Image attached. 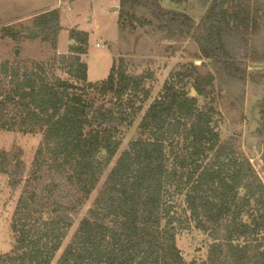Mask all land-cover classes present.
<instances>
[{
  "label": "trees",
  "instance_id": "trees-1",
  "mask_svg": "<svg viewBox=\"0 0 264 264\" xmlns=\"http://www.w3.org/2000/svg\"><path fill=\"white\" fill-rule=\"evenodd\" d=\"M204 2L205 15L196 22L160 0H120L119 24H153L133 12L146 8L161 28L192 36L220 76L264 80V74L248 71L241 53L261 6L256 0ZM60 19L58 9L39 13L28 36L56 47ZM2 30L21 38L11 26ZM70 36L75 44L69 54L0 65V130L42 134L13 214L14 243L0 254V264H51L105 173L56 264H264V181L233 142L222 140L210 96L216 76L200 74L194 63L171 71L141 117L139 136L115 159L123 128L151 96L146 82L154 74L129 73L121 58L113 59L106 78L89 81L81 58L89 32L72 29ZM260 112L264 140V100ZM11 166L25 169L22 151L0 150V172H12ZM176 195L184 196L185 220L213 239L205 260L187 261L177 244L176 225L182 221L174 214Z\"/></svg>",
  "mask_w": 264,
  "mask_h": 264
},
{
  "label": "rangeland",
  "instance_id": "rangeland-1",
  "mask_svg": "<svg viewBox=\"0 0 264 264\" xmlns=\"http://www.w3.org/2000/svg\"><path fill=\"white\" fill-rule=\"evenodd\" d=\"M160 1L166 9L183 11L193 17L196 22L203 19L207 9L204 0H185L180 3L174 0ZM256 2L261 6L258 24L251 32L247 46L245 48L242 46L241 53L247 56L245 61L248 71L264 74V0H256ZM52 9L59 10L63 27L56 47L41 38L32 39L28 36L33 17ZM120 9V0H0V65L5 61L10 63L47 62L59 54H69L70 45H73L70 31L79 29L89 32L87 52L81 55L88 64L89 81L96 82L106 78L113 59L119 62L123 58L129 73L135 75L153 73L154 77L146 82L151 96L133 124L123 128L122 144L116 159L123 150L128 148L129 143L139 136L141 117L161 92L171 71L180 70L184 65L194 63L199 66L200 74L213 73L216 76L210 96L214 97L213 104L219 112L222 140L233 142L235 148L250 159L264 181V140L259 136V127L263 121L260 111L264 100V80L256 81L248 78L239 82L220 76L214 63L202 56L199 45L192 36L161 28L151 13L140 6L133 11L136 16L141 20L149 19L154 23L142 26L140 22L134 21V24L126 23L125 27H122L119 24ZM6 26L19 31L21 38L15 40L5 35L2 29ZM16 49L20 51L18 56L15 55ZM57 65L60 66V64ZM57 74L63 78H69L65 70L57 69ZM189 90H192L191 84ZM192 94L199 96L196 91ZM99 101H102V97ZM201 101L203 103L205 100L201 98ZM41 140V133L0 130V150L12 153L21 150L25 166V169L19 170L11 166L9 169L12 172H0V254L12 249L13 214L27 184L26 180L30 177ZM106 175L107 173L90 199L75 215L74 225L51 264H56L70 242L80 220L97 196ZM14 180L19 182L13 184ZM174 204L176 205L174 214L182 221L178 222L176 228L177 244L183 256L187 261L207 259L208 248L213 239L196 228L194 222L185 220L186 214L182 211L185 207L184 196L176 195Z\"/></svg>",
  "mask_w": 264,
  "mask_h": 264
},
{
  "label": "water",
  "instance_id": "water-1",
  "mask_svg": "<svg viewBox=\"0 0 264 264\" xmlns=\"http://www.w3.org/2000/svg\"><path fill=\"white\" fill-rule=\"evenodd\" d=\"M72 44H74V41H72ZM19 53H20L19 49H16L15 50V55L18 56ZM192 92H195V89H192ZM193 95H195V94H193ZM103 154H106V152L103 151ZM46 218H49V214L46 215Z\"/></svg>",
  "mask_w": 264,
  "mask_h": 264
}]
</instances>
